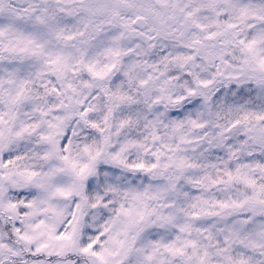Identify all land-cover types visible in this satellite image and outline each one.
<instances>
[{"label": "snow or ice", "instance_id": "obj_1", "mask_svg": "<svg viewBox=\"0 0 264 264\" xmlns=\"http://www.w3.org/2000/svg\"><path fill=\"white\" fill-rule=\"evenodd\" d=\"M0 264H264V0H0Z\"/></svg>", "mask_w": 264, "mask_h": 264}]
</instances>
